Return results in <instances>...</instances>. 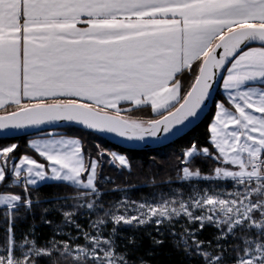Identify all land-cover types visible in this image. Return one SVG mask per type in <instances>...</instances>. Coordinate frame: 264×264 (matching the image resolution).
<instances>
[{"label":"snow or ice","instance_id":"6c2138e0","mask_svg":"<svg viewBox=\"0 0 264 264\" xmlns=\"http://www.w3.org/2000/svg\"><path fill=\"white\" fill-rule=\"evenodd\" d=\"M220 81L210 147L193 142L180 158L188 190L136 201L114 187L124 195L106 205L98 168L130 162L61 129L164 140L199 118ZM13 135L43 162L0 146V187L22 190L0 193V264H133L135 237L121 249L120 228L175 236L180 221L197 225L175 241L193 264H264V0H0V144ZM198 158L213 162L208 174ZM48 183L78 193L63 224L43 244L34 225L18 237L38 208L51 226L33 196ZM205 225L213 240L197 237Z\"/></svg>","mask_w":264,"mask_h":264},{"label":"trees","instance_id":"16d2710c","mask_svg":"<svg viewBox=\"0 0 264 264\" xmlns=\"http://www.w3.org/2000/svg\"><path fill=\"white\" fill-rule=\"evenodd\" d=\"M223 99L218 89L215 102L223 101ZM144 115L145 117H150L153 114L146 112ZM213 115L214 105L200 124L185 132L172 144L156 150L132 151L118 148L98 136L76 127H64L61 131L74 138H80L85 146L91 149L93 155L96 152L95 144L99 142L104 148L125 155L130 162L128 169H121L118 164L117 167L110 166L107 163L108 157H105V163L102 168H98L100 178L103 181L101 186L104 191V201L106 205H110L113 201L120 200L124 195L120 190H112L114 187L121 190L126 189L127 196L136 201L163 195H174L177 191L186 192L189 185L182 184L177 179L178 170L181 168L180 158L184 149L188 148L193 142L198 146L210 147L208 145V126ZM28 139L29 137L6 139L0 146L16 143L19 145L16 150L17 156L27 154L37 159L38 162H43L40 157L27 147L26 142ZM196 164L199 165L203 174H208L213 166V162L200 158L196 160ZM21 191L17 187H0V193H19ZM77 194L74 188L66 184L49 183L41 185L38 190L33 192V196L41 201V208H48V212L45 215L52 222L51 226L41 220L42 212L38 208L35 213V221L33 222L32 216L29 215L27 220L19 225L17 236L19 237L21 232H31L34 225L38 243L43 244L48 241L54 235L55 226L63 224V212L61 209H69L73 203L72 198ZM57 199H59V203L55 202ZM92 218L95 219V217ZM77 219L82 225H87L88 217L78 215ZM151 230L144 227L138 229L122 227L119 229V233L123 237L118 240L121 249L127 243L128 238L135 237L136 246L129 247L127 252L133 264H140L141 260L146 262V264H193V260L186 255L185 249L178 247L175 243L184 234L183 230H179L175 236L170 235L169 231L158 233L153 229ZM215 230L214 227L207 225L200 232L198 238L202 241H209ZM65 231H71V229H65ZM56 235L57 238H63L62 234ZM0 237H2V234H0ZM155 241L163 242L156 243ZM234 255L235 253L231 251L229 256L232 258ZM38 264H47V260L42 259ZM195 264H199L198 258H195Z\"/></svg>","mask_w":264,"mask_h":264},{"label":"water","instance_id":"95a60500","mask_svg":"<svg viewBox=\"0 0 264 264\" xmlns=\"http://www.w3.org/2000/svg\"><path fill=\"white\" fill-rule=\"evenodd\" d=\"M220 83H221V81L217 82L215 84V86H214L213 103H209L208 104V107L206 109H204V111L199 114V118L192 120L191 123H187V126H181L180 130L177 131L175 135H169L167 137V139H164V140H156V139H150L149 138V139H146V141L143 142V143H141V142H129L126 139L116 137L113 134L99 135V134H96L94 132L87 131V130L83 129L80 126H70V127H76V128L82 129L84 131L90 132V133L98 136L99 138L109 142L110 144H112V145H114V146H116L118 148L125 149V150L145 151V150L160 149V148H163V147H166V146L172 144L179 137H181L185 132H187V131L191 130L192 128L196 127L198 124H200L206 118V116L209 114L212 106L215 103V98H216V94H217V91L219 89ZM23 137H28V136H25V135H13V136L8 137L7 139H20V138H23Z\"/></svg>","mask_w":264,"mask_h":264},{"label":"rangeland","instance_id":"374dc122","mask_svg":"<svg viewBox=\"0 0 264 264\" xmlns=\"http://www.w3.org/2000/svg\"><path fill=\"white\" fill-rule=\"evenodd\" d=\"M117 154H119V153H117ZM117 164H118V161L116 162ZM119 165V164H118ZM207 225H205V227H206ZM197 227V225L196 224H192V223H188L187 221H180V222H177L176 224H175V233H178L179 232V230H185V228H187V229H189V230H191V229H195ZM204 227V228H205ZM144 228H147L148 230H151V229H153L154 231H156V229L155 228H153V227H144ZM152 231V230H151ZM161 231H169L167 228H164V227H162V230ZM200 234V232H197L196 233V235H197V237H198V235ZM215 234H216V230L213 232V235H212V238H211V240H213V237L215 236ZM200 240V239H199ZM214 243H215V241H213ZM228 243L229 244H232V243H234V241H231V240H229L228 241ZM226 255H227V257H228V259L229 260H232L233 258H234V256H232V258L229 256V255H231V248H229V250H228V253H226Z\"/></svg>","mask_w":264,"mask_h":264},{"label":"crops","instance_id":"0c3cea01","mask_svg":"<svg viewBox=\"0 0 264 264\" xmlns=\"http://www.w3.org/2000/svg\"><path fill=\"white\" fill-rule=\"evenodd\" d=\"M219 90H220V93L222 94L223 98H224V91L222 89V81L220 83V86H219ZM221 101V100H220ZM154 115V114H153ZM49 184V183H48ZM44 185V184H43Z\"/></svg>","mask_w":264,"mask_h":264}]
</instances>
